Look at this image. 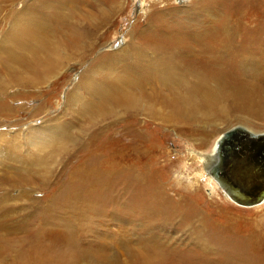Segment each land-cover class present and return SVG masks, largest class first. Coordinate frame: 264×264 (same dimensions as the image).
<instances>
[{
	"label": "bare ground",
	"instance_id": "1",
	"mask_svg": "<svg viewBox=\"0 0 264 264\" xmlns=\"http://www.w3.org/2000/svg\"><path fill=\"white\" fill-rule=\"evenodd\" d=\"M54 1L52 6L51 0H0V120L15 119L21 126L19 111L30 118L21 133L0 131V264H109L76 252L74 228L93 214L104 221L107 207L118 224L114 237H134L143 248L142 262L170 256L149 243H181L164 237L171 230L184 233L199 252L215 253L207 229L211 222L192 204L200 183L171 210L174 201L153 169L162 160L164 130L179 128L188 141L204 145L217 132V122L231 118L224 104L229 94L243 101L242 112L259 115L251 105L256 92L246 82L264 78V22L246 15L242 0H192L169 13V19H181L174 25L162 19L153 2L156 18L147 22L145 39H135L132 26L118 49L111 46L68 83L70 70L83 66L107 40L129 0H110L112 12H102L94 24L63 13L64 1ZM39 8L52 12L39 13ZM126 59L132 61L128 69L116 71ZM18 100V108L9 105ZM29 101L36 104L28 108ZM217 141L209 155L198 156L203 171L217 160ZM55 163L61 165L59 178L52 172ZM35 183L45 193L49 189L45 199L35 195L41 193ZM157 223L160 236L152 230ZM244 241L231 252L238 259H247L254 243L251 237ZM127 251L139 255L131 247Z\"/></svg>",
	"mask_w": 264,
	"mask_h": 264
},
{
	"label": "rangeland",
	"instance_id": "2",
	"mask_svg": "<svg viewBox=\"0 0 264 264\" xmlns=\"http://www.w3.org/2000/svg\"><path fill=\"white\" fill-rule=\"evenodd\" d=\"M21 1L23 0H20V2ZM24 1H27L29 3L35 2V0ZM58 1H64L63 8L65 10L63 11V13L74 14V18H83L84 22H92L94 20L92 24L96 23V20L100 19L99 15L101 16L102 12H106L107 15L112 12L109 7L110 0ZM190 1L192 0H129V2L126 3L127 6L125 4V11L123 12V14L121 13V15L116 19L115 24L113 25L112 33L105 34L107 40L96 49H94L90 56H88L89 58H86L88 60H85L83 66L74 67L70 70L67 82L72 83L77 80L82 69H84L86 65L89 64L92 60H95V57L100 56L101 54H105L104 52L108 51L111 46L115 50L118 49L124 39L127 37V33L132 26L134 31L136 30V35L134 36V38L145 39L149 31V24H147V22L156 18L154 16L156 11L152 10L153 2H157L156 9H161V13H159L161 14L162 19L167 20L169 24L176 25L177 22L181 19H175L173 21L169 19L171 16V14L169 13L176 11L178 5L187 4ZM242 1H245L243 10L246 11L244 12L246 15L253 16L256 23L264 22V0H255L257 4L256 6H253L254 3L252 4V6H250V4L252 3L251 1L253 0ZM246 1H248L249 4ZM54 3L55 1L51 0V2L48 4H52V6H54ZM23 7L24 5L22 3H18L16 6V8L19 10L23 9ZM52 8L50 6V9ZM163 10L164 12H162ZM49 11L39 8V13L47 14L49 13ZM56 25L57 23L56 21H54L53 26ZM101 33V30L98 32H94V34L90 36L89 42L93 43L96 39V36ZM129 43L127 44V46H125L124 50H126V48L129 46ZM130 60L131 59L119 61L114 69L116 71L127 70L128 66L132 63V61ZM247 82V89L256 92H253L254 94L251 96L252 103H250L253 106V109H258V116L252 117L249 114L242 112V105L240 103H243V101L235 99L233 94H229L228 97H225L224 104L227 108V113L231 118L229 119V122L226 123L217 122V128L215 129L217 130V132L215 131L214 133H212V135L209 137V140L204 145H201L197 139L188 141V139L184 137L180 133V131H178L179 128L175 130H164L162 139V160L160 159V164H158L157 167L153 169L157 173V177L160 178L163 183H165L166 189H168L167 196L174 201L172 202V205L170 204L171 210L178 209L175 202L177 201V199L180 200L181 197L184 198L185 195H190L191 185L200 183L201 188L197 193H195L192 204L194 203V205L199 207L204 212L208 221L213 224L212 225L210 223L209 225H207V229L210 233V239L213 240L216 245L214 249L215 253L211 254L203 253L201 251L199 252V249H196L197 247L193 243L187 242V239L189 237H187L184 233L179 234L178 232H175V230H171L172 233H169L168 235L165 234L164 237H169L170 240L181 238V243H179L178 240L177 244L164 243L163 245H158V243H155L156 246H154V244L149 243L152 250L155 251L158 249L164 252L165 248L166 252L169 253L170 256H167L165 254L167 256L166 258L160 260L154 259V261H151L150 263H146V261L142 262L141 259L143 257V248L138 246V244H136V242L132 240L135 239L134 237L131 238L130 236H126V238L122 240L114 237V231L117 229L118 224L110 220L109 215L113 211V209L110 207L105 208L106 212L104 213V215H106L104 217V221L108 222H104L101 219V216L97 217L93 214V217L91 216V220L89 222H85L83 219H80L78 222H76L78 224L75 223L74 228H76L78 231L76 233V237L78 238H76L75 241L78 244L76 252L81 249L87 255H90L94 258L99 259L102 257V260H107L109 264L111 261H115L116 264H172L173 262L178 261V259L181 260V264H264V203L257 206H241L225 198V194L221 192L220 188H218L219 190H213V185L210 183V181H213L211 179L208 180L207 176L204 175V167H202V164L199 162L200 160L198 158L199 155H209L214 145L216 144L219 135L230 126L240 124L255 132L264 131V78H247ZM229 85L233 86V84ZM61 95L62 98L63 94ZM16 98H20V96H17ZM21 104L22 102L20 100L15 102L9 101V105L14 108H18L19 106H21ZM35 104L36 101H29L27 102V104L25 103L26 107L28 108L34 106ZM17 115L22 118L21 126H18L17 124L15 125V119H3L0 120V131L11 129V132H13L12 134L23 132L26 127L25 123L28 122L30 118H25L23 111L17 112ZM20 136L18 140L22 142V136ZM60 166L61 165H59L58 163H55L53 166L54 170L58 168L57 171H52L53 174L55 173V177H60L62 175V173H60L59 175ZM35 185L34 188L41 192H37L35 193V195H42L38 197V199H45L44 195L48 192L49 189L45 193L46 190L44 191V189L40 188L36 183ZM10 191L11 190H8L7 192ZM175 194L179 198H177ZM35 195H33V197H36ZM172 214H175V219L179 218L177 217V213L173 212ZM172 214L170 213V215ZM29 226L31 227L33 226V224L30 223ZM88 227H90V229L92 227V229L90 230ZM124 227L127 228L126 226ZM160 228H162V224L157 223V225H155L152 230L157 232L156 235L160 236V234L162 233L160 231ZM83 229H85V231H83ZM250 237L254 243L252 247H249L250 253L249 256H247V259H238L233 254H231L233 250L244 245V240L249 239ZM60 240V238H55L53 239V243L60 244ZM171 244L173 245L171 246ZM126 245H128V247H131L139 255L136 258L134 256H128V247L126 248ZM174 254L178 257L174 258ZM192 254H195L196 256H193ZM172 255L174 256L172 257Z\"/></svg>",
	"mask_w": 264,
	"mask_h": 264
},
{
	"label": "water",
	"instance_id": "3",
	"mask_svg": "<svg viewBox=\"0 0 264 264\" xmlns=\"http://www.w3.org/2000/svg\"><path fill=\"white\" fill-rule=\"evenodd\" d=\"M204 175L233 202L254 206L264 200V131L235 124L217 141V160Z\"/></svg>",
	"mask_w": 264,
	"mask_h": 264
}]
</instances>
